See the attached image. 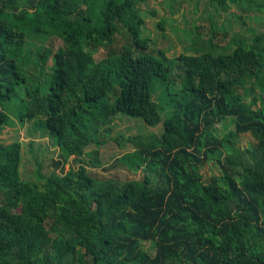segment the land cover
I'll use <instances>...</instances> for the list:
<instances>
[{
	"label": "trees",
	"instance_id": "trees-1",
	"mask_svg": "<svg viewBox=\"0 0 264 264\" xmlns=\"http://www.w3.org/2000/svg\"><path fill=\"white\" fill-rule=\"evenodd\" d=\"M146 1L0 0V134L33 124L58 150L54 173L39 162L26 181L25 144L0 140V264H264V34L215 42L230 34L216 26L220 12H261L264 0H187L196 12L210 6L211 35L194 19L180 39L191 53L177 59L151 50ZM54 38L58 51L46 45ZM166 83L173 92L157 97ZM17 98L25 109L14 123L5 105ZM119 117L163 126L116 139L133 149L117 166L142 180L92 173ZM227 121L234 129L217 134ZM247 133L257 144L241 148ZM207 165L220 173L209 182Z\"/></svg>",
	"mask_w": 264,
	"mask_h": 264
},
{
	"label": "rangeland",
	"instance_id": "rangeland-1",
	"mask_svg": "<svg viewBox=\"0 0 264 264\" xmlns=\"http://www.w3.org/2000/svg\"><path fill=\"white\" fill-rule=\"evenodd\" d=\"M174 0H147L145 3L140 4V9L144 11L142 17L146 20L145 35L150 36L153 33L152 37L157 39L156 45H151V50L154 51H164L169 58L177 59L181 54H190V51H187L190 43L186 41H180L181 38H189L190 30L187 29L190 27V23L194 19L199 18L196 22L197 25L204 26L203 35L208 37L211 35V23L208 20V14L206 12L207 8L210 6L200 5L197 12L191 3L187 0H178L174 5ZM169 4V5H168ZM174 5L175 13L169 7ZM236 13L243 17V21L246 22V26L243 25L241 20L235 19L233 14ZM154 17H150V15ZM161 20H167L165 23V37H161V31L156 29V25ZM216 26L221 27L226 24L229 25L230 34L228 37L224 38L222 32L219 33L216 43L221 46L227 44L230 40V37L233 33L240 32L242 35L252 37V33L264 34V11L261 12H252V13H242L236 7H233L229 12H220L218 16L215 17ZM187 29V30H186ZM189 30V31H188ZM147 36V37H148ZM146 37V36H143ZM48 47L53 48L55 51H58L62 47V42L57 38L51 39L47 44ZM106 58V52L102 51L95 56L97 62L102 61ZM52 65V64H51ZM176 84L177 86L181 82L182 72H177ZM173 86H170L169 83L156 86L157 97L161 96L168 87H171V92H173ZM166 88V89H165ZM171 98H167L165 95L160 98L158 104L160 105L161 110L166 109L168 102ZM5 109L10 115L11 120L14 123L20 121V117L24 112V103L21 98L15 99L12 103L6 104ZM165 115L166 113L163 112ZM164 117V116H163ZM230 126L229 130L234 129L233 125H229L228 121L225 124L216 125L218 130L217 134H224V128ZM163 133V126L160 125L156 128L149 129L139 121L129 120L126 118H115L111 126V132L105 135V146L102 148V162L104 166L101 169L92 171L94 176L100 178L101 180H109L112 178H120L123 181H132V180H142L144 178V173L131 174L127 170L123 169L120 166H117V160L123 157L126 152L132 151V146L125 145L123 148L119 147L116 143L117 138H129L133 136H145L149 137L150 135L160 136ZM1 143L5 145H11L15 142H23L24 147V166H23V178L24 180H36V172L38 169V164L43 163L45 165L46 175H50L56 171L55 162L58 161V150L54 147L52 139L48 135L42 133L35 134L33 131V124L25 125L22 127L18 125L11 129H5L0 134ZM31 143L34 144V152L31 151ZM257 141L251 133L243 134L238 139V145L241 148H247L249 145H256ZM95 147H91L88 151L94 150ZM69 171V167L65 168V172ZM200 173L203 177V181L209 182L211 177L219 176L218 168L214 165H207L200 169ZM58 174L60 170H58ZM144 247L154 253L151 249V244H144Z\"/></svg>",
	"mask_w": 264,
	"mask_h": 264
}]
</instances>
